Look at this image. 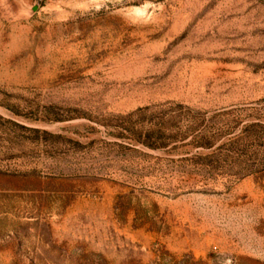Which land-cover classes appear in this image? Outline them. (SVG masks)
Returning <instances> with one entry per match:
<instances>
[{"label":"rangeland","instance_id":"374dc122","mask_svg":"<svg viewBox=\"0 0 264 264\" xmlns=\"http://www.w3.org/2000/svg\"><path fill=\"white\" fill-rule=\"evenodd\" d=\"M0 264H264V0H0Z\"/></svg>","mask_w":264,"mask_h":264},{"label":"trees","instance_id":"16d2710c","mask_svg":"<svg viewBox=\"0 0 264 264\" xmlns=\"http://www.w3.org/2000/svg\"><path fill=\"white\" fill-rule=\"evenodd\" d=\"M212 143H206V145H211Z\"/></svg>","mask_w":264,"mask_h":264}]
</instances>
